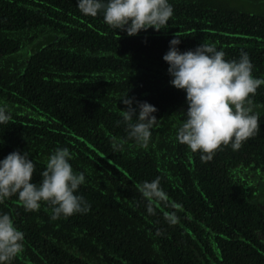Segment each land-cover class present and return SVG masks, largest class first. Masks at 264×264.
<instances>
[{"label": "trees", "instance_id": "16d2710c", "mask_svg": "<svg viewBox=\"0 0 264 264\" xmlns=\"http://www.w3.org/2000/svg\"><path fill=\"white\" fill-rule=\"evenodd\" d=\"M170 3L165 29L127 35L81 14L76 0H0V103L12 112L0 125V158L29 151L39 182L49 153L67 147L91 205L52 220L46 203L34 212L15 195L0 203L25 235L12 264H264V109L255 111L260 130L239 150L221 146L202 162L176 140L187 104L162 59L178 34L181 50L203 42L234 59L243 49L264 79V0ZM126 91L157 109L146 148L117 123ZM252 100L264 107V85ZM111 137L123 150L113 151ZM156 176L183 206L174 225L164 219L174 209L156 203L149 215L138 191Z\"/></svg>", "mask_w": 264, "mask_h": 264}, {"label": "clouds", "instance_id": "9594fccd", "mask_svg": "<svg viewBox=\"0 0 264 264\" xmlns=\"http://www.w3.org/2000/svg\"><path fill=\"white\" fill-rule=\"evenodd\" d=\"M76 7L85 16L101 15L110 28L127 35L149 28L165 29L173 16L170 0H76ZM179 36L176 34L169 40L162 56L168 65L169 83L184 91L187 104L175 136L177 142L192 152L199 150L201 161L208 162L221 146L237 151L258 133L259 115L254 111L252 96L264 85V79L253 75V64L243 49L238 58L225 59V52L213 44L202 42L181 50ZM127 91L119 97L126 108L121 109V121L117 123L124 124L127 139L146 148L158 126L159 119L154 115L157 109L148 101L128 96ZM11 120L9 105L0 103V125H9ZM110 139L114 152L123 150L124 142L120 138ZM29 155V151L13 150L0 158V203L15 195L25 211L33 212L46 203L52 220L90 210V203L79 192L86 182L85 174L74 170L70 163L73 153L67 147H56L49 153L39 182L32 180L36 165ZM160 180L159 176L145 180L138 191L149 215L155 214L156 203L174 209L164 214L166 223L174 225L179 219L176 213L183 206L169 201ZM160 234L157 229L156 235ZM24 239V232L13 217L0 211V264H12L23 250Z\"/></svg>", "mask_w": 264, "mask_h": 264}, {"label": "rangeland", "instance_id": "374dc122", "mask_svg": "<svg viewBox=\"0 0 264 264\" xmlns=\"http://www.w3.org/2000/svg\"><path fill=\"white\" fill-rule=\"evenodd\" d=\"M257 108L264 109V107H262V106H257V105H255L254 111H259Z\"/></svg>", "mask_w": 264, "mask_h": 264}]
</instances>
